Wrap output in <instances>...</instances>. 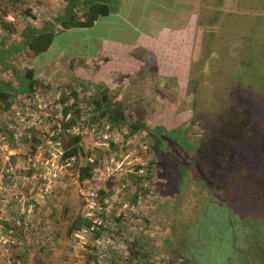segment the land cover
<instances>
[{"label":"rangeland","instance_id":"obj_1","mask_svg":"<svg viewBox=\"0 0 264 264\" xmlns=\"http://www.w3.org/2000/svg\"><path fill=\"white\" fill-rule=\"evenodd\" d=\"M173 1L175 0L160 2L165 8L162 13L155 7L146 11L150 9L148 0H121L114 8L113 2L106 1L110 3V13L114 17H101L95 26L85 30L74 28L68 32H59L47 50L35 54V61L32 62L27 48L20 45L21 36L16 23L24 21V12L28 7L18 0H0V50L10 47L18 50L11 54L8 52L5 61V56L0 54V83L14 90L18 88L26 69H31L32 76L38 77L39 66H48V61L59 55L57 58H62L59 67L63 68V72L50 74L51 79L35 80L34 86L35 91L50 102L51 109L55 108V113L61 108L58 101L60 93L64 91L66 94L73 87H81L76 79L86 81L79 65L88 54L97 53L103 37L110 35L126 42L145 27L151 30L152 36L155 35L160 31L162 23L167 19L171 21L169 17L175 11L170 8L174 5ZM214 3L217 4L215 0H201L202 16L198 19L197 37L199 34L198 52L202 57L195 61L192 59V63L188 65L192 72L185 90L187 98L183 99L184 96L179 99L175 104L177 109L172 114L166 113L163 120L168 127L191 126L194 139L200 145L195 151V167L200 178L193 174L189 177L192 182L185 184V187L182 185L179 188L181 193L178 194L175 185L179 176H174V171L170 172L173 176L164 183L159 176V161L157 160V164L153 161L149 172L150 184H142L149 190L144 193L143 200L133 205L130 202L135 187L129 174L134 172L133 165L142 168V173L137 171V174L146 172L144 165L151 157L147 147L149 139L143 132L126 136V127L120 131L112 130L109 139L113 143L112 148L106 152L94 146V141L100 140L92 137L90 130H86L82 133L81 145L84 151L89 150L90 155L96 158L99 171H102L93 187L98 193L101 190L97 201L107 211L104 214L94 213L101 218L104 227L99 226L94 232L88 233L85 236L86 245H81L72 236L75 229L69 230V226L76 216L81 220L77 228L85 225L82 221L84 201L80 193L82 178H79L78 167L84 166L87 155L77 156L74 169L69 168L68 161H59L62 145L56 139L59 142L56 146L53 143L56 140L53 141L50 136L61 129L60 124L58 128L54 121L43 120L38 127L30 129L32 132H24L19 140H6L8 148L15 149L14 155L5 160L4 152L0 151V199L3 192L14 193L11 196H24L23 208L27 210L21 215L22 206L19 204V208H3L0 202V228H4L3 231L0 230V234L5 239L4 243L0 241V264H125L120 256L123 246L121 244L120 247L121 241H130L143 235L148 237L155 252L149 257L150 263L139 261L137 264H224V259L232 250L228 246L239 248L248 256L250 254V264H264V226L260 229L259 225L264 224V196L259 197L258 188H253L257 197L237 194L242 177L239 180L233 178L237 173L238 160L243 164L264 167L263 155L256 160L250 157V145L253 142L259 146V150L264 151V67L252 69L249 63L255 60V53L263 58L262 60L260 57V64H264V0H222L219 6ZM180 4L193 8L196 0L192 3L190 0H180ZM211 11L216 12L215 19L208 24L204 16H209ZM26 18L30 25L35 23V20ZM176 19L175 26L180 24L181 18ZM1 23L13 27V31L1 27ZM232 30L236 38L233 35L228 41L227 37ZM240 35L243 39H240ZM230 59L233 60L232 63L229 62ZM3 63H7V66ZM59 63L58 60L57 65ZM240 69L241 73L238 72ZM253 70H256L255 74H261L263 80H253L249 75ZM16 75L20 79L17 80ZM86 88L87 91L78 92L80 102L87 100L90 86L86 85ZM8 92L11 93L12 90ZM155 92L154 96H157L158 93ZM23 93L13 92L12 107L18 104V98ZM121 94L119 100L124 104L128 102L130 109L141 111L142 106L137 104V96L133 95L132 89ZM154 96L151 97L152 100H155ZM160 99L163 100V97ZM167 99L170 102L177 100L176 97L166 98L165 101ZM147 101L146 108L150 110L154 105L149 104L150 99ZM181 114L184 117L179 119ZM256 116L258 120L255 122ZM14 121L12 109L6 113L0 111V131L6 130V124ZM156 121L160 123L161 120ZM253 123L258 124L255 125L258 127L256 131L253 130ZM236 124H239L241 130L234 137ZM51 126L52 129L49 128ZM219 126L222 128L219 129ZM33 135L39 138V143L29 152ZM23 138L27 140L24 141ZM213 139H218L216 147L209 149L204 145L206 141ZM54 148L60 152L57 156ZM127 148L133 150L129 158L124 155ZM137 149L140 151L138 154ZM241 151L245 153L237 160ZM225 156L226 166L220 168L219 164ZM28 158H36L40 163L32 166ZM161 163L164 168L173 167L170 164L172 162ZM256 175L257 181L262 182L260 188L264 190V172H257ZM31 184L35 186V190L29 194ZM260 192L262 193L261 190ZM236 203H241V210L238 211L248 215L247 217L240 218L234 214ZM7 214L8 220L5 219ZM119 216H123L121 220L125 221L116 223L114 218ZM251 216L258 218L254 220ZM2 221L9 223V229ZM256 228L257 230L252 231ZM100 229L104 232L98 233ZM172 231L177 236L184 233L187 239H194V242L191 244L183 240L175 251H162L163 240L168 238L170 242ZM249 233L255 237V242H251L253 244L247 239ZM173 244L174 241L171 245ZM146 245L143 248L148 247ZM220 246L225 248L219 254ZM103 252L104 257L101 256ZM192 252L193 258L187 259L185 255ZM245 262L242 259L239 264Z\"/></svg>","mask_w":264,"mask_h":264},{"label":"trees","instance_id":"obj_2","mask_svg":"<svg viewBox=\"0 0 264 264\" xmlns=\"http://www.w3.org/2000/svg\"><path fill=\"white\" fill-rule=\"evenodd\" d=\"M95 0H84L83 4L86 6V11L84 12V16L77 17L76 13L73 11L77 10H82L83 8H72L68 7L66 12H65V18L62 17V20L59 18H55V20L61 25L62 28H68V27H88L91 26L92 23L96 20L98 16H105L109 13L108 6L104 3H99V2H94ZM247 1V0H245ZM217 6L222 3V0H217ZM81 3V2H80ZM243 3V2H242ZM83 6V5H82ZM83 6V7H84ZM248 8V7H247ZM29 9H27L25 12H27ZM24 12V13H25ZM29 12V11H28ZM215 13L211 11L209 16H206L210 20L215 19ZM29 15V14H28ZM28 19H32V16H28ZM209 24V23H208ZM213 24V23H212ZM219 23L217 28H219ZM1 27L3 28H9L10 31H13L9 26L4 25V23H1ZM233 30L230 32L229 37H227V40H231V36H235L236 34H232ZM21 36V43L20 45L24 46L27 48V51L31 52L32 54H38L43 52L44 50H47L49 47L51 41L54 38V33L51 30L46 31L44 28H34L33 26H25L22 31L20 32ZM209 36V34H208ZM3 37V36H2ZM240 39H243L241 35L239 36ZM196 50V52L194 51ZM194 52H193V57L192 59H200L202 56L199 55L198 52V40L195 41L194 45ZM251 56V55H250ZM259 57V58H258ZM260 57L261 56H256L254 53V61H251L252 69H260L264 67V64H260ZM263 60V58L261 57ZM147 60H150V57H147ZM232 59L229 60V62L232 63ZM192 63V62H191ZM190 63V64H191ZM241 64V62H239ZM189 64V66H190ZM32 70L31 69H26L22 75L24 78H19L16 75V78L21 80L20 83L18 84V88L16 89H11L7 87H0V111L3 113L9 112L11 107H12V99L14 98L13 92L14 93H23L28 92L30 93L33 91L34 86H35V77L32 76ZM256 70H253L249 72L250 77L253 80H261V74L257 75L255 74ZM192 72L190 68L187 67V82L189 83V74ZM238 72L241 73V69L238 70ZM238 75V73H237ZM86 81L78 80L76 79V82L80 84L81 87H78L77 89L73 87L70 91L61 92L60 93V99L59 101V106L60 112L62 116H64L66 113H70V117L66 120H56L53 117L48 118L47 120H52L54 123L57 121L60 124L61 129L56 133L52 134L50 137L54 141L56 139H59L61 145H62V152L59 157V161L61 162H66L68 161L70 163L69 168L74 169L76 166V161H77V156L79 155H90V151L86 150L84 151V148L81 145V140H82V133L83 129L79 126L80 118L83 116L87 117V124H88V129L91 131L90 134L92 137H96L101 131H103L104 127L107 126V131L111 132L113 131H120L124 127H126V136L135 134L137 132H143L146 137L149 139L147 147L151 152V157L148 158L146 161L144 168H145V173L143 174H137L138 168L141 166L139 165H133V173L129 174L130 175V181L135 187L134 192L131 195V204H137L139 203V200L144 199V193H146L149 188L143 187L142 184L144 183H149L150 184V175L149 172L151 171V165L153 164V161L157 164V160L159 161V168H161L159 176L162 178L163 182L166 183L170 180V177L173 176L170 172L174 171V176L179 178H176L177 183H176V191L178 194L181 192L182 185L185 187V184L188 182H192V180L189 179L193 174H195L197 177L198 172L196 171V163H195V151L198 146H200L197 142L196 139H194V134L191 130V126L187 125L185 127H180V126H173V127H168L163 123V120L160 121V123L156 122H151L146 119H138V113H135L134 110L129 109V105L124 104L123 101L119 100L116 98V92L113 90L109 89L103 82H97V81H91L89 79L84 78ZM263 80V79H262ZM86 85L90 86L89 92H87V100L85 102H80L78 92L82 91H87L88 88H86ZM9 86V83H8ZM8 90H12L11 93L8 92ZM187 90V87H186ZM69 98L71 100H69ZM82 100V99H81ZM193 111V108L191 109ZM193 119H191L192 121ZM258 120L257 116L255 117L254 121L256 122ZM253 130L256 131L258 127L255 125H258L257 123H253ZM245 126V124H244ZM72 127H77V131L72 132ZM221 126L218 128L220 129ZM52 129V126L49 127ZM222 128V127H221ZM241 130V127L239 124H236V130L233 133L234 137ZM31 132L33 130H30ZM29 132V130H28ZM30 133V132H29ZM42 133V132H41ZM23 137V136H22ZM233 137V139H234ZM21 138V137H20ZM19 138V139H20ZM18 139V140H19ZM13 140V139H10ZM24 141L25 138H23ZM231 142V140H229ZM41 142V141H40ZM218 142V139H213L211 141H206L204 145L206 147H209V149H213L216 147ZM29 143V142H25ZM39 143V138L35 137L34 135L31 136L30 143H29V152L33 151V148L35 147L36 144ZM112 141L109 140V146L105 148L104 150L106 152L110 151L112 148ZM137 154L140 153L137 149ZM245 152L241 151L237 155V160L241 159L243 157V154ZM263 155L264 156V151L259 150V146L253 142L250 145V157L252 159L256 160L259 158V156ZM86 156V157H87ZM224 156V155H223ZM227 157L225 156L224 158L222 157V160L219 164L220 168L226 166V159ZM94 160L96 161V158L94 157ZM172 162L170 164L173 165V167L169 166L167 168H164V164L161 162ZM186 164V165H182ZM237 173L234 174L233 178L234 180H239L242 177V181L239 183L238 191L237 194L241 195H249V196H255L256 192L253 191V188H258L262 191V193L259 190V197L264 196V190H262L260 187L262 185V182H258L257 180V172H264V167L259 166V165H247L243 164L241 160L237 161ZM90 169L91 166L85 161L84 166L78 167V171L80 173L79 178H86L90 176ZM167 169V170H166ZM19 171V169H17ZM33 171V169H32ZM31 171V172H32ZM243 171V172H241ZM178 175V176H177ZM200 178V177H199ZM180 179V180H179ZM181 179L183 181H181ZM250 180V181H248ZM182 182V183H180ZM196 183L199 182L195 181ZM168 184V183H167ZM99 193H101V190H99ZM97 192V195H99ZM139 194V195H138ZM228 205L230 204L229 201ZM241 203H236V212L234 213L235 215H239L240 218H245L248 215L243 214L241 211ZM138 216V215H136ZM250 216V215H249ZM123 216H119L114 218L116 223H119ZM254 218H258V216H254ZM251 216V219H254ZM254 219V220H255ZM85 225L88 224V220H82ZM3 225L9 229V223H5L2 221ZM81 223L80 217L76 216L72 220V224L69 226V230L71 229H76L79 224ZM122 223V222H121ZM115 224V223H114ZM262 229L264 224H259ZM188 227V226H187ZM118 229L120 227H117ZM4 229V228H3ZM2 229V231H3ZM6 230V229H5ZM257 230L254 229L252 231ZM118 231V230H117ZM103 229H100L98 233H103ZM171 241H168V238H165L163 240V249L162 251H175L176 247H180V241L185 240V242H189L192 244L194 242V239L188 238L187 236L184 235V233L180 235L174 234V231L171 232ZM112 234V233H111ZM189 234V233H188ZM8 235V234H7ZM170 236V235H169ZM112 238L113 234H112ZM255 237L250 236V233L247 236V239L250 244H253L251 242H255ZM253 240V241H252ZM149 239L145 235L140 236V237H135L131 239L130 241H127V239H123L120 243L123 244L122 249H120L121 253V259L125 264H137L139 261H143V263L149 262V257L151 256V253L155 252V247L149 244ZM175 242V244L171 245L172 242ZM148 243V245H146ZM197 243V242H195ZM194 243V244H195ZM148 246L146 248H143V246ZM198 245V244H197ZM199 246V245H198ZM106 247V245L104 246ZM231 250L230 253H228V256L224 259V264H239L240 260H245L246 262L244 264H250L251 263V255L249 256L239 250L236 249V247L228 246ZM243 247V246H242ZM225 247L220 246L218 253L224 251ZM246 250V248H244ZM160 250V251H161ZM182 249H179L181 251ZM247 251V250H246ZM217 252V249H216ZM194 252H192L189 255H185V257L188 258H193L191 255ZM217 253V254H218ZM90 259H93V257L88 256ZM150 263V262H149ZM154 264V263H151ZM205 264V262L203 263ZM206 264H212L210 262Z\"/></svg>","mask_w":264,"mask_h":264},{"label":"crops","instance_id":"obj_3","mask_svg":"<svg viewBox=\"0 0 264 264\" xmlns=\"http://www.w3.org/2000/svg\"><path fill=\"white\" fill-rule=\"evenodd\" d=\"M83 1L84 0H18L19 3L29 8V12L27 11L25 14L26 17L30 15L33 21L35 20V23H31V25L37 29L44 28L49 32L52 30L54 38L61 31L68 32L74 28L82 30L91 28L97 24L101 17L105 18L108 15L109 18L114 17L113 14L110 13V3L106 1L113 2L112 8L116 7L121 2V0H95L94 2L104 3L108 6L109 13L107 15L98 16L92 25L88 27L62 28L55 18L58 20L59 18L62 20V17L65 18L67 8L71 6L72 8L82 7V10L77 11L78 13H82V15H77V13H75L77 17L84 16L83 14L86 11V6H84ZM162 1L169 2L170 0H148L147 4L149 3L148 8L150 9L146 11H151L152 8L155 7L162 13V10L165 9L160 3ZM190 1L191 3L193 2V0ZM173 4L174 5L170 8L175 9V11L172 13L173 15L169 17L171 21L167 19L164 24L162 23L160 31L155 35L152 36L150 33L151 30L145 27L141 29L136 36L132 37V39H128L126 42L117 38H112L110 35L103 37L97 53L88 54V57L86 56L82 60L81 65H79L83 78L91 81L103 82L109 89L116 92L117 99L122 96L121 93L123 91L132 89L133 95L137 96V104L142 106L140 112L134 109L132 110L138 113V118H142L141 120L146 119L151 122L165 120L164 115H166V113L172 114L173 110L177 109L175 104L179 102V99H182L184 96L185 98L183 99L187 98V93L185 91L187 87V67L192 61L193 52H196V50H194L195 41L198 40V44L200 41L199 34L197 37V32H199L198 19L202 16L201 0H196V4L193 8H188L186 4L182 6L180 0L173 1ZM129 6L130 5H128V7ZM141 14H144L143 11H141ZM154 16L156 17L157 15L154 14ZM26 17L23 22H16L19 33L25 26H31ZM176 17L181 18V20L179 19L180 24L177 26H175L177 21ZM204 19L207 20V23L211 21L206 16H204ZM111 24L114 23L111 22ZM14 50H16V47H10L7 48V50L2 48V50H0V54L5 56L4 61L7 60L6 56L13 53ZM8 52L10 53L8 54ZM29 55L32 58V62L35 61V55L31 52H29ZM57 57L60 56L56 55L55 59L48 61V66H39L40 71L37 74L38 77H35V79L47 80L52 78L50 74L60 73V71L63 72V68L59 67L62 58ZM147 57H150V60H147ZM58 60L60 63L57 65ZM3 65L7 66V63H3ZM4 86L6 87V84L0 83V87ZM154 92L158 93V95L154 96ZM152 96H154L155 100L151 99ZM161 97H163V100L160 99ZM175 97L177 99L176 101L170 102L168 99L165 101L166 98ZM149 99V104L154 105H152L153 108L150 110L146 108V104L148 103L147 100ZM126 103L128 104V102ZM183 111L187 112V110ZM183 117L184 115L181 114L179 119ZM5 219L8 220V214Z\"/></svg>","mask_w":264,"mask_h":264},{"label":"built area","instance_id":"obj_4","mask_svg":"<svg viewBox=\"0 0 264 264\" xmlns=\"http://www.w3.org/2000/svg\"><path fill=\"white\" fill-rule=\"evenodd\" d=\"M36 89H33L30 93H23L18 98V104L14 105L12 109V115L14 118V122H9L6 124V130L0 131V151L4 152V159L7 160L8 157L11 155H14L15 149L8 148V145L6 143L7 139H13L17 140L24 132L30 130L33 127H38V124L40 125L43 120L46 121L48 118L53 117L54 119L58 120H66L70 117V113H66L64 116H62L60 112V107L58 108L57 112L54 109H51L50 102L38 91H35ZM87 117L83 116L80 118L79 126L83 129V132H85L88 129V124L86 122ZM56 127L59 128V123L55 122ZM77 127H72V132L77 131ZM107 126L104 127L103 131H101L95 138L99 139L100 142L94 141V146L105 149L109 146V139H110V132L106 130ZM91 132V131H90ZM56 146L59 144V142L56 140L53 142ZM39 147V146H38ZM55 156H57V153H60L56 148H54ZM133 150L127 148L125 152V157L129 158L132 156ZM34 156V155H33ZM87 163L91 166L90 169V176L86 178H82L80 188V193L83 196L84 204L82 206V213L84 220H88L87 225H82L81 227L73 230L72 236L78 239V242L81 243V245H86L85 236L88 233L94 232L99 226L104 227V224H102V220L100 217L94 215V213H102L104 214L107 211V208H105L100 202L97 201V192L95 191L93 184L97 182L98 175L100 174L98 165L96 161L94 160L93 155H88L86 157ZM29 163L32 166H35L36 164H39L38 160L35 158L29 159ZM138 173H142V168H138ZM7 172V171H6ZM30 179V176L28 177ZM41 178H44V176H41ZM27 179V178H26ZM25 179V180H26ZM31 189L28 188V193H32L35 190V186L31 184ZM14 193L9 192H3L2 198L0 199L1 206L3 208H13L15 206L18 207L17 204L22 206L20 209L21 215L25 214V211L23 208L22 199H24V196H11ZM20 194V193H17ZM104 203H106V200H103ZM19 208V207H18ZM19 222V220H16ZM15 221V222H16ZM17 222V223H18ZM22 222V221H21ZM2 231V229L0 228ZM0 241L2 243L5 242V239L2 238V234H0ZM98 242H96L97 244ZM104 247V245H103ZM97 253V251H96ZM105 253L103 252L101 254L102 257H104ZM101 257V258H102Z\"/></svg>","mask_w":264,"mask_h":264}]
</instances>
